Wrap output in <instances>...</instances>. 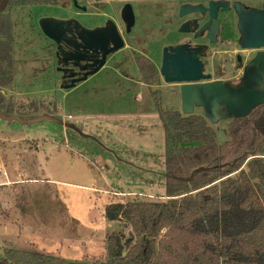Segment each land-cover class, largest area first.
I'll return each instance as SVG.
<instances>
[{
  "label": "rangeland",
  "instance_id": "374dc122",
  "mask_svg": "<svg viewBox=\"0 0 264 264\" xmlns=\"http://www.w3.org/2000/svg\"><path fill=\"white\" fill-rule=\"evenodd\" d=\"M57 1L56 8L18 4L2 11L11 24L13 81L0 90V114L18 120L0 119V184L9 182L0 185V257L14 249L92 262L105 257L104 237L120 227L104 218L109 200L166 201L164 128L155 102L189 114L181 110L179 85L158 74L152 11L134 31L144 36L141 42L113 53L73 88L54 86L51 43L36 21L72 17L68 0ZM170 5L160 4L163 43L180 23L165 20ZM215 37L202 51L203 73L235 85L241 74L235 55L248 52L238 51L235 29L221 27ZM137 55L151 63L155 76L140 75ZM193 109L190 114L204 117L201 108ZM205 120L218 142L219 132L229 138L230 119Z\"/></svg>",
  "mask_w": 264,
  "mask_h": 264
},
{
  "label": "trees",
  "instance_id": "16d2710c",
  "mask_svg": "<svg viewBox=\"0 0 264 264\" xmlns=\"http://www.w3.org/2000/svg\"><path fill=\"white\" fill-rule=\"evenodd\" d=\"M2 11L0 88L12 82L13 66L11 24ZM138 64L144 79L156 75L149 61ZM155 105L164 128L166 201L109 200L104 218L120 227L105 235L103 259L68 261L6 249L0 264H264V104L231 119L223 142L202 115Z\"/></svg>",
  "mask_w": 264,
  "mask_h": 264
},
{
  "label": "water",
  "instance_id": "95a60500",
  "mask_svg": "<svg viewBox=\"0 0 264 264\" xmlns=\"http://www.w3.org/2000/svg\"><path fill=\"white\" fill-rule=\"evenodd\" d=\"M7 0H0V11L6 5ZM222 3L215 1L209 2L208 6L204 8L201 4L197 5H183L179 10V17L197 13L202 14L207 12L208 21L199 27V31H206V37L213 44L215 39L213 37L216 32V25L211 28L209 25L216 20L217 11ZM123 20L131 26L132 14L123 15ZM239 26L240 41L239 47L243 50H257L251 66L254 67L251 72H244L241 84L232 87L229 83L221 80L210 81L211 75L203 73V50L198 47H188L182 44L174 48L163 49L161 65L158 69V74L162 77L163 82L174 83L179 85L181 110L185 114H190L194 111V107L203 110L204 117L209 122L226 118L236 119L246 117L251 113L255 107L264 104V53L259 51L264 48V7L261 11L247 12L242 15ZM73 23V27L77 25L74 20L65 23L59 20L41 19L38 24L42 34L49 40L56 44H60V37L65 32V25ZM197 27V24H194ZM112 37L108 38L103 34L105 30L85 31L84 39H78L83 47L87 50L95 51L99 49L102 51L100 59L90 65L91 70L84 73L81 79H74L64 89L73 88L76 82L84 81L92 74L99 71L106 63V56L110 53L116 52L123 47V43L114 28L110 27ZM63 38L65 45L70 48H76V42ZM112 42L109 50L105 47ZM3 118L2 115H0ZM8 120H18L17 117L7 118ZM219 140L223 142L226 140L223 132H219Z\"/></svg>",
  "mask_w": 264,
  "mask_h": 264
},
{
  "label": "flooded vegetation",
  "instance_id": "af4514ba",
  "mask_svg": "<svg viewBox=\"0 0 264 264\" xmlns=\"http://www.w3.org/2000/svg\"><path fill=\"white\" fill-rule=\"evenodd\" d=\"M210 1L211 2L218 1L222 4L218 8L216 20L212 21V23L209 25V28H211L215 24L216 32H218L219 28L221 27L229 28L230 31L234 29L237 30L238 51L248 52L245 58L240 54L235 55V60L239 64V69H241V74L236 84L235 85L230 84V85L232 87L233 86L236 87V85L241 84V79L245 71L246 72L253 71L254 67L251 66V60L253 59L255 52H257V50L254 49L243 50L239 47V41L241 38L239 33V26L242 19L241 17L242 15L246 14L249 11L252 12V10L261 11L264 7V0H68V3L74 9V14L72 15V17L60 18L55 15V16H46L41 18V19H48L53 21L59 20L65 23L66 22L69 23L72 20H74L75 23H77L78 25V26L75 25L73 27V23H70L64 26L65 32L63 36L60 37L61 40L60 44H56L45 37L51 43V48H52L51 58L53 59L54 62L53 69H54V74H57L56 82L53 83L54 86L57 85V87H59L60 89H64V87L68 86L72 81H74V79H81L84 73L91 70L92 67L90 68V65L93 62L100 59L102 51H100L99 49H97L96 51L95 49L94 51L87 50L78 40L85 38V34L83 30L88 32L96 29L105 30L103 34H105V36L108 39L112 37V33L110 30V27H112L114 28L115 32L117 33V35L119 36V38L123 43V47L121 49H124L131 46L130 44L134 43L135 41L137 42L142 41L144 36H141V34L135 35L136 33L134 34V31L136 28H139L140 26L143 25L144 20L148 18V16L151 14L150 13L151 11L153 14V19L155 20L154 28H155V35L157 38L156 45L158 49V54L160 56L159 67L161 65V61L163 58L162 53L164 48H168L167 52H169V48H174L184 44L190 48L200 46V49L204 50L206 48V45L207 44L210 45L211 43L210 40L206 37V31H199V27L208 21L207 12L205 11V13L202 14L200 11H198L197 13H193L197 17L192 18L193 14H188L179 17V10L180 7L183 5L201 4L202 6H204V8H206ZM161 2L171 4L169 11L167 12L168 14L165 15V20L168 19L169 22H171V20H174L175 18H179L180 21L178 25L174 23V26L176 25L175 29L171 28L167 31L165 36V38H167V41L165 43H163L164 40L162 36L163 27H162V22L160 20ZM36 5H40V4H36ZM36 5H30V6H36ZM45 5H48L52 8H56L58 7V1L55 0L53 4H45ZM129 11L132 14V21H133L131 26H128L127 21L125 22L122 18L123 15H125L126 13L128 14ZM222 15L225 16L223 17ZM198 18H203V21L199 22ZM36 22L38 24L39 21L37 20ZM195 23L197 24V27H194ZM216 32L213 35L215 39L214 43L216 42V37H215ZM63 38L75 41L77 45L76 48H73L72 50V48L65 45L63 42ZM229 42L231 41H227V43ZM111 45L112 42L110 41L109 45L105 47V50H109ZM131 49L132 51H136L134 48ZM259 51L264 53V48L260 49ZM113 53H110L108 56H106L105 65L107 64L109 58L112 56ZM135 57L137 63H139V60L144 59V57L139 55ZM11 78H12V71H11ZM77 83L79 82H76L75 84ZM5 87L6 86H4L3 88ZM1 89L2 88H0V90ZM0 95H1V91H0ZM0 115L3 116V118L0 117L1 120H7V121H10L7 118L17 117V116L6 117L5 115H3V113ZM14 121L17 122V120ZM4 183L8 184L9 182L5 181ZM4 183L0 185H3Z\"/></svg>",
  "mask_w": 264,
  "mask_h": 264
}]
</instances>
